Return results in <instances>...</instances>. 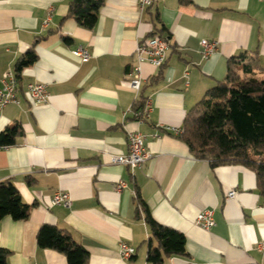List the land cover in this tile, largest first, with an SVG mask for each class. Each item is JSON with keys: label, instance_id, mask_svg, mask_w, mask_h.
<instances>
[{"label": "crops", "instance_id": "1", "mask_svg": "<svg viewBox=\"0 0 264 264\" xmlns=\"http://www.w3.org/2000/svg\"><path fill=\"white\" fill-rule=\"evenodd\" d=\"M71 1L0 0V88L33 45L37 56L16 79L19 103L0 109V133L20 127L14 144L0 148V183L10 181L30 206L23 221L0 219L4 264H67L61 253L37 247L42 225L68 233L88 252L87 264H149L150 230L136 194L156 223L185 237L187 256L161 264H264L257 249L264 196L254 172L196 159L175 132L223 80L231 57L255 55V76L263 78L264 0H153L143 11L138 0H105L91 29L67 17ZM153 33L166 40L167 61L159 69L141 65L137 95L127 84L135 49ZM202 40L217 43L208 59L200 55ZM79 46L90 53L87 63L71 55ZM29 83L47 86L45 103H32ZM141 98L149 112L138 122L129 109ZM128 132L141 133L150 154L134 171L111 162L127 154ZM57 192L69 195V208L50 204ZM207 209L215 222L208 232L195 225ZM120 242L134 255L122 259Z\"/></svg>", "mask_w": 264, "mask_h": 264}, {"label": "trees", "instance_id": "2", "mask_svg": "<svg viewBox=\"0 0 264 264\" xmlns=\"http://www.w3.org/2000/svg\"><path fill=\"white\" fill-rule=\"evenodd\" d=\"M104 3L105 0H72L67 17L91 29ZM36 60L33 45L14 64L15 78ZM258 67L255 55L241 53L228 59L225 77L186 114L178 137L193 157L208 161L212 167L238 164L251 169L257 190L264 196V76H255ZM143 106L141 98L134 110H142ZM19 133V126L1 132L0 148L13 145ZM136 199L150 230L146 261L161 264L165 257H186L183 234L156 223L138 194ZM29 213L30 206L22 202L15 186L10 181L1 182L0 219L23 221ZM36 244L40 249L61 253L67 264L88 262V252L55 226L42 225L36 234ZM7 255L6 250L0 249V264H4Z\"/></svg>", "mask_w": 264, "mask_h": 264}, {"label": "built area", "instance_id": "3", "mask_svg": "<svg viewBox=\"0 0 264 264\" xmlns=\"http://www.w3.org/2000/svg\"><path fill=\"white\" fill-rule=\"evenodd\" d=\"M164 1V0H159ZM153 0H138V9L143 11L146 7L152 4ZM217 48V43L202 40L200 41V55L202 59H208ZM167 50L168 44L166 40L158 34H151L147 38L141 40L136 46L135 55L137 59V65L133 70L132 77L128 81L129 88L138 95L141 84V65L148 63L152 67L159 69L167 61ZM71 55L80 60L82 63H87L90 59L89 51L82 47H76L71 51ZM17 80L12 73L7 74L6 78L1 82L0 88V109L4 108L9 104H18L19 99L17 97ZM26 94L34 104H43L47 101L49 93L47 86L40 83H29L26 86ZM149 112V106H143L142 110L129 109V113L133 114L134 118L138 122H142L147 117ZM180 134V130L175 131ZM128 151L125 155H114L111 156V162L117 165H123L128 167L131 171L135 169H141L143 165L149 160L150 154L144 147V136L139 132H128L127 137ZM125 187V183L119 182L117 190H121ZM236 195L235 191H229L227 198L232 199ZM52 206L61 205L69 208L71 205L70 197L67 193L57 192L55 193L50 201ZM195 225L200 229L208 232L214 226L213 211L210 209L203 210L196 215ZM259 251H264V242L257 245ZM118 252L122 259H128L134 255L135 250L128 246L126 243L120 242L118 245Z\"/></svg>", "mask_w": 264, "mask_h": 264}]
</instances>
